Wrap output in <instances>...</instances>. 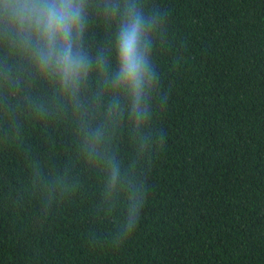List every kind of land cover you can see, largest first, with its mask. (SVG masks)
I'll return each instance as SVG.
<instances>
[{
	"label": "trees",
	"instance_id": "obj_1",
	"mask_svg": "<svg viewBox=\"0 0 264 264\" xmlns=\"http://www.w3.org/2000/svg\"><path fill=\"white\" fill-rule=\"evenodd\" d=\"M83 5L75 87L0 20V264H264V0ZM129 6L138 108L115 80Z\"/></svg>",
	"mask_w": 264,
	"mask_h": 264
},
{
	"label": "clouds",
	"instance_id": "obj_2",
	"mask_svg": "<svg viewBox=\"0 0 264 264\" xmlns=\"http://www.w3.org/2000/svg\"><path fill=\"white\" fill-rule=\"evenodd\" d=\"M83 0H0V20L19 24L23 42L32 49L41 71L57 76L65 87H75L87 71V56L78 50L84 31ZM116 37L119 70L115 80L135 98V107L150 79L143 17L134 6ZM135 223L130 217V225Z\"/></svg>",
	"mask_w": 264,
	"mask_h": 264
}]
</instances>
